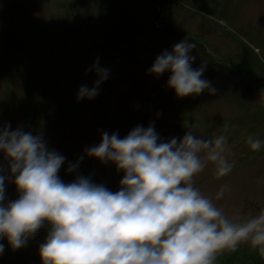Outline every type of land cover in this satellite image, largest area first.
<instances>
[{"label":"rangeland","instance_id":"rangeland-1","mask_svg":"<svg viewBox=\"0 0 264 264\" xmlns=\"http://www.w3.org/2000/svg\"><path fill=\"white\" fill-rule=\"evenodd\" d=\"M185 39L196 44L192 68L205 67L214 95L179 98L166 87L169 72L149 73L160 54ZM97 60L108 78L97 96L77 100L79 88L98 79L86 71ZM186 122L198 137L225 136L233 163L221 178L208 163L193 186L234 222L264 210V0H0V125L42 134L48 149L65 157L58 173L64 183L84 176L119 191L124 173L85 150L104 132L123 138L150 124L162 141L182 139ZM249 137L261 141L259 150ZM9 165L0 151L5 204L20 195ZM49 227L45 222L18 250L0 238V264H42ZM214 264H264V256L241 243Z\"/></svg>","mask_w":264,"mask_h":264},{"label":"clouds","instance_id":"clouds-1","mask_svg":"<svg viewBox=\"0 0 264 264\" xmlns=\"http://www.w3.org/2000/svg\"><path fill=\"white\" fill-rule=\"evenodd\" d=\"M195 47L181 40L148 70L157 77L169 72L166 87L179 98L217 91L202 78L203 65L192 68L195 57L189 53ZM86 71H95L98 79L91 88L81 86L77 100L97 96L109 75L98 60ZM185 127L182 139L167 142L151 124L137 126L123 138L104 132L85 155L111 162L124 173L120 190L112 192L84 176L64 183L58 173L65 157L49 150L42 134L0 125V151L20 194L5 204V177L0 175V238L18 250L47 222L49 231L39 247L42 264H214L218 253L235 251L241 243L264 256V210L234 222L193 186L208 163L215 166L217 178L232 171L225 156L227 138L204 139L187 122ZM248 143L254 151L261 148L259 139L249 137ZM82 159L66 171H75ZM226 190L222 186L216 199Z\"/></svg>","mask_w":264,"mask_h":264},{"label":"trees","instance_id":"trees-1","mask_svg":"<svg viewBox=\"0 0 264 264\" xmlns=\"http://www.w3.org/2000/svg\"><path fill=\"white\" fill-rule=\"evenodd\" d=\"M114 66H115V68H116L117 64H114Z\"/></svg>","mask_w":264,"mask_h":264}]
</instances>
